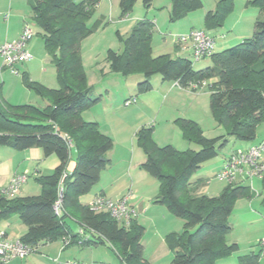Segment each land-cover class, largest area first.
<instances>
[{"label": "trees", "instance_id": "16d2710c", "mask_svg": "<svg viewBox=\"0 0 264 264\" xmlns=\"http://www.w3.org/2000/svg\"><path fill=\"white\" fill-rule=\"evenodd\" d=\"M138 0H119L121 17L128 15ZM154 0H141L149 9ZM34 25L42 31L45 51L55 70L58 89L27 80L28 90L37 95L43 107L29 104L12 105L1 98L0 83V147L15 151L32 148L42 150L45 158L55 156L58 166L47 176L35 180L40 187L37 196L0 197V221L17 215L26 228L20 242L37 247L69 240L64 248L80 245L84 248L110 244L124 264H147L142 257L140 243L144 228L131 220L121 226L107 214H95L79 202L98 184L100 173L110 161L108 152L113 147L110 137L103 135L97 123L86 122L81 115L100 103L86 89L85 74L81 66L79 47L90 33L87 20L95 12L100 0H27ZM234 0H217L216 7L205 15L207 28L221 27L231 13ZM170 22L202 9L201 0H170ZM262 18L254 24L253 36L236 46L210 57L211 65L198 71L193 69L189 57L170 55L152 56L151 37L153 21L139 20L123 40L121 54L107 51L110 72L124 77L142 75L138 92L152 90L151 78L158 75L162 83H177L187 90L190 84L216 81L209 86L210 110L217 127L225 132L221 137L207 139L200 127L191 120L178 119L182 137L198 146V151H177L172 146L159 147L152 139L151 127H142L136 133L138 147L145 160L139 170L159 183L153 203L165 206L183 223L181 233L165 237L173 253L170 264H215L236 253L238 245L227 244L232 231L229 218L234 201L251 199V188L228 183L217 197L199 195L201 180L191 182L192 174L204 163L216 158L230 138L253 142L256 129L264 122V0H253ZM119 37V36H118ZM194 91V90H193ZM71 146L75 150V167L67 172ZM63 173H67L62 188L63 212L54 213V203ZM261 204L264 206V178L261 179ZM68 219L74 221L83 234L73 232ZM238 257V264H259L262 251Z\"/></svg>", "mask_w": 264, "mask_h": 264}, {"label": "rangeland", "instance_id": "374dc122", "mask_svg": "<svg viewBox=\"0 0 264 264\" xmlns=\"http://www.w3.org/2000/svg\"><path fill=\"white\" fill-rule=\"evenodd\" d=\"M201 1L202 9L191 12L182 19L171 23L169 20L170 0H154L149 9H144L141 0H138L133 5L131 12L124 17H121L119 0H100L95 12L86 22L90 33L81 41L79 47L86 89L91 90L92 97L101 99L100 103L91 107L89 111H84L81 116L87 119L84 121H88L90 115L97 117L100 121L101 133L110 137L113 142V147L108 152L110 163L101 172L100 181L93 187L90 195L98 187H102L107 196L112 199L114 198L111 195H126L130 192L131 198L133 194L138 201L146 203L148 200L150 202L149 207L154 208L155 211L151 209L147 216H143L139 212L138 216L139 223H141L138 225L145 230L140 243L143 247L142 257L147 264H170L173 259V253L168 249L166 242L164 243L165 238L156 232L154 225L161 224L160 220H175L174 224L166 223V226L170 225L173 233H181L183 223L174 217L165 206L154 205L153 200L157 195L159 183L139 170V165L145 156L137 145L135 135L140 128L151 127L153 130L152 139L155 144L159 147L170 145L180 152L198 151L199 148L183 139L180 126L175 123L178 119L195 122L207 139H215L224 135V130L217 127L210 110L209 86L216 79L208 80L207 88L193 91L175 86L170 87V83L160 87V82L154 81L159 76L155 75L150 81L153 91L141 94L138 92L137 85L143 82L142 75L134 73L124 77L110 72L107 51L111 50L121 54L124 50L123 40L128 37L134 25L139 20L148 19L155 24L150 44L152 56L170 55L175 58L176 38L187 35L192 29L206 32L216 43L215 53H221L236 46L244 39H250L253 36L255 21L262 18V14L253 4V0H234L233 9L222 22V26L207 28L204 21L205 15L215 9L217 0ZM25 24H29L33 29V35L26 47L32 59L14 65L17 75L9 67H4L3 61L0 59L1 98L10 104L43 107L41 99L27 89L22 79V75L25 74L27 80L32 84L38 83L50 89L59 88L50 56L43 45L42 31L34 25L27 0H0V46L17 40ZM220 37H225V39ZM192 62L193 69L196 71L211 65L210 58ZM131 95L135 96L137 101L135 104L125 107L124 99ZM262 140H264V122L258 125L256 139L253 142L247 143L230 138L226 146L218 152V156L204 163L195 171L190 181L201 180L202 185L199 187V193L217 197L228 184L226 181L216 178L217 173L223 167L224 160L230 156L232 151L243 149ZM49 160L50 158L43 165L46 168L50 166ZM262 161L264 162V155ZM50 170L43 175L51 174L54 168H50ZM26 173V171H21L17 175ZM27 176L28 179L21 186L20 192L23 191L26 196L38 195L40 191L35 180L36 177L29 174ZM261 182L262 180L256 177L251 180L246 177H238L235 181L237 184L251 188L255 196L251 199L243 197L234 201L233 211L228 219L232 231L227 236V240L237 244L239 250L221 264H233L232 261L238 264V257L259 252L255 239L261 232H264ZM8 185L9 183L4 184L3 182L0 190ZM33 188L37 190L32 192ZM4 220L19 219L17 215H13ZM150 220L155 221L151 222ZM67 225L73 232H77L79 229L71 220L67 221ZM1 226H3L2 223L0 228ZM59 244L62 246L61 242ZM70 250L68 248L64 255L68 257L75 255L73 256L75 258L78 251L81 253V257L75 259L86 264H124L115 249L108 243L96 245L90 251H84V248L79 251L75 247H71ZM18 263L16 261L12 264ZM259 264H264V255H262Z\"/></svg>", "mask_w": 264, "mask_h": 264}, {"label": "built area", "instance_id": "2783aa9c", "mask_svg": "<svg viewBox=\"0 0 264 264\" xmlns=\"http://www.w3.org/2000/svg\"><path fill=\"white\" fill-rule=\"evenodd\" d=\"M110 1V0H108ZM33 35V29L29 24H25L18 39L11 43H4L0 46V59L4 67H9L17 75L14 65L18 62H27L32 56L26 49L28 41ZM176 44L181 52H190L192 61H200L204 58H210L215 53V41L203 30H192L187 35H181L176 38ZM179 87L177 83H173ZM207 82L190 84L188 89L197 91L207 88ZM136 103L135 97H130L124 101V106L128 107ZM71 147V144H70ZM264 141H261L247 149H237L231 152L225 161L222 169L217 173L216 178L227 183H235L238 177H246L251 180L253 177L264 178ZM67 173H63L57 190V198L54 203V213L60 216L63 212V181ZM28 179L25 175H14L9 185L0 190V197L12 199L18 196L21 186ZM131 193L116 199L110 200L104 196L97 195L88 204V208L95 214H107L112 220L121 226L127 227L131 220L137 217L136 210L130 205ZM79 234H83L82 229H78ZM63 247H66L69 240L65 237L61 239ZM262 255H264V238L259 243ZM37 247H30L23 244L18 239L10 240L3 232H0V264H8L13 260H23L37 251ZM56 264H86L79 261L55 260Z\"/></svg>", "mask_w": 264, "mask_h": 264}, {"label": "crops", "instance_id": "0c3cea01", "mask_svg": "<svg viewBox=\"0 0 264 264\" xmlns=\"http://www.w3.org/2000/svg\"><path fill=\"white\" fill-rule=\"evenodd\" d=\"M192 30H195V29H192ZM192 30H190V31H192ZM220 38L225 39V37H220ZM215 45H216V43H215ZM174 49H175V57H183V56L184 57H190V52H181L180 48L177 44H175ZM154 81H156L157 83L160 82L159 83L160 87H162L163 85H168V83H162L160 77L156 78ZM170 84H171L170 87L174 86L173 83H170ZM48 89H50V88H48ZM151 91H153V87H152ZM132 96L133 95L128 96L126 99H124V101L127 100L128 98L132 97ZM42 104L44 105L43 101H42ZM141 104H142V102H141ZM12 105H21V104H12ZM89 117L90 118L86 122L97 123L98 127H99L100 121L98 120V118L95 116H92V115H90ZM82 119L87 120V119H84L83 117H82ZM99 130H100V127H99ZM103 135H105V134H103ZM262 141H264V140H262ZM259 142H261V141H259ZM259 142H257V143H259ZM257 143L250 144L243 149H247V148H249V147H251ZM18 157H20V158H18ZM49 158H50V160H49L50 166H48V168H46L43 165L46 164V160H48ZM144 160H143V162H144ZM226 160L227 159L224 160L223 165H224ZM142 163H140V165ZM57 166H58L57 158L55 156H50V157L45 158L42 150L39 148H32V149H28V150H24V151H15V150H12V149L7 148V147H0V182H1L0 187L2 186L3 182H4V184H6V183L8 184L9 181L11 180V178L14 175H17L21 171H26L27 175L29 174L30 176H34L37 178L40 176H47V175H43V174L48 173L50 168L55 169ZM74 167H75V150H74L73 146H71V153H70V159H69L68 166H67V172L71 173L74 170ZM48 175H50V174H48ZM100 175H101V173H100ZM131 183L133 184V181H131ZM34 187H38V186H34ZM92 189H91V191H92ZM35 190H37V189L36 188L31 189L32 192ZM39 191H40V187H39ZM91 191L87 195L79 197L80 204L88 206L89 202H91L92 199L97 195L104 196L110 200H116V199H118L124 195V194L123 195H116V196L111 195V197L114 198V199H112V198H109L107 196L105 189L102 187H98V189L96 191H94L92 193V195H90ZM197 194L203 195L202 193H199V190H198ZM27 196H37V195H27ZM27 196L25 195V193H23V191H21L20 195L18 197H27ZM84 199H85V201H84ZM130 205L136 210L137 217L135 220L140 225H141V223H139V220H138L139 212L143 216H147L151 212V209H153V211H155L154 208L149 207L150 202H148V200L146 201V203H143V201H141V200L138 201L137 197L133 196V194H132V198L130 200ZM69 220L70 219H68V221ZM2 221H4V222H2ZM150 221L153 222L155 220H150ZM71 222H74V221L71 220ZM160 222H162V223L159 225H154V227H155V230L158 234H162L161 237L165 238L168 234L173 233L171 230V226L170 225L166 226L167 225L166 223L174 224L176 222L175 220H160ZM1 223L3 226H1L0 231L3 232L5 234V236L10 240L20 239L26 231V228L20 223L19 220H12V221L11 220H1L0 224ZM11 224H12V226H11ZM12 228H14V229H12ZM144 232H145V230H144ZM262 237H264V232H261L260 235L255 239L256 244H257L258 240H260ZM226 242H227V244H233L231 241L227 240V238H226ZM164 243H165V241H164ZM73 247H75L79 251L81 250V248L82 249L84 248L83 246L81 247L80 245H74V246H72V248ZM92 247H95V246H90V247L84 248V251H90V249H92ZM70 248H69V251H71ZM67 249L68 248H64L63 246H61V244H59V242L43 245V246H40L35 253L31 254L27 258H25L23 260H13L8 264L15 263L16 261L19 262L18 264H56L55 260H58L59 262H64V260L69 261L71 258H73L72 261L82 262L79 259H75V258L81 257V253L78 251H77V257H75V258L73 257L75 255H70V257L65 256L64 253L66 252ZM224 262H225V259L219 260L215 264H221ZM232 263L237 264L235 261H232Z\"/></svg>", "mask_w": 264, "mask_h": 264}]
</instances>
